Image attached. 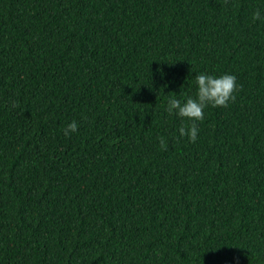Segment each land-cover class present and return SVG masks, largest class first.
Returning <instances> with one entry per match:
<instances>
[{
	"label": "trees",
	"instance_id": "obj_1",
	"mask_svg": "<svg viewBox=\"0 0 264 264\" xmlns=\"http://www.w3.org/2000/svg\"><path fill=\"white\" fill-rule=\"evenodd\" d=\"M256 9L0 0V264H264ZM201 72L239 88L193 143L165 107Z\"/></svg>",
	"mask_w": 264,
	"mask_h": 264
},
{
	"label": "clouds",
	"instance_id": "obj_2",
	"mask_svg": "<svg viewBox=\"0 0 264 264\" xmlns=\"http://www.w3.org/2000/svg\"><path fill=\"white\" fill-rule=\"evenodd\" d=\"M253 20H264V11L256 9L253 12ZM239 88L237 78L232 73L214 75L209 72H201L195 77V93L183 94L180 97L169 96L166 100L165 111L170 116H175L188 121L177 129L181 138L186 137L190 142H196L200 129L198 122L203 121L205 109L208 107H227L230 101L236 99L235 92ZM13 106L15 102L13 101ZM79 124L73 120L62 129L67 137L78 130Z\"/></svg>",
	"mask_w": 264,
	"mask_h": 264
}]
</instances>
